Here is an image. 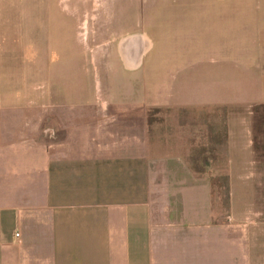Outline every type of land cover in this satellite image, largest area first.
<instances>
[{
    "label": "crops",
    "instance_id": "obj_1",
    "mask_svg": "<svg viewBox=\"0 0 264 264\" xmlns=\"http://www.w3.org/2000/svg\"><path fill=\"white\" fill-rule=\"evenodd\" d=\"M69 3L0 0V264H264L235 194L215 219L213 173L117 127L140 105L71 97L86 50ZM244 120H227L230 181H253Z\"/></svg>",
    "mask_w": 264,
    "mask_h": 264
},
{
    "label": "rangeland",
    "instance_id": "obj_2",
    "mask_svg": "<svg viewBox=\"0 0 264 264\" xmlns=\"http://www.w3.org/2000/svg\"><path fill=\"white\" fill-rule=\"evenodd\" d=\"M68 1L86 50L71 97L140 105L117 127L213 173L215 219L235 194L237 213L264 225V0ZM243 117L253 181H230L227 125L243 132Z\"/></svg>",
    "mask_w": 264,
    "mask_h": 264
}]
</instances>
